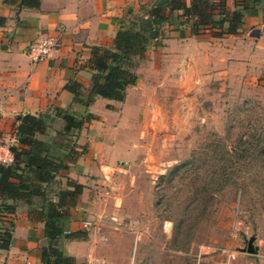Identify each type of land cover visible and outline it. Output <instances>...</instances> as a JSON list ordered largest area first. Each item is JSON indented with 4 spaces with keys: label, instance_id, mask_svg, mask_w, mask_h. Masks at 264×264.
Returning <instances> with one entry per match:
<instances>
[{
    "label": "crops",
    "instance_id": "crops-1",
    "mask_svg": "<svg viewBox=\"0 0 264 264\" xmlns=\"http://www.w3.org/2000/svg\"><path fill=\"white\" fill-rule=\"evenodd\" d=\"M39 1L37 7H20V0H0V143L17 134L26 114L44 117L33 145L16 147L58 167L56 172L50 165L28 170V156H19L16 173L28 191L17 200L0 194V203L15 204L3 219L11 238L7 248L0 247V264H44L45 215L68 180L83 188L56 223L62 230L60 252L75 264H130L133 244L143 233L137 231L143 224L136 211L138 164L117 162L139 151L143 125L138 122L148 117L143 106L156 101L157 92L183 87L185 78L200 80L231 66L264 73V0H224L227 11L243 14L234 35H217L220 29L212 23L194 32V19L184 15L192 0H182L183 8L166 10L168 20L144 33L146 48L133 57L131 69L138 80L126 88L124 100L97 96L88 104L100 80L90 64L92 49L111 47L116 32L129 28L139 13L147 16L157 0ZM213 2L212 19L222 20L219 0ZM45 36L58 37L61 47L34 63L27 48ZM64 113L82 118V125L66 132ZM19 177L11 180L19 184Z\"/></svg>",
    "mask_w": 264,
    "mask_h": 264
},
{
    "label": "rangeland",
    "instance_id": "rangeland-1",
    "mask_svg": "<svg viewBox=\"0 0 264 264\" xmlns=\"http://www.w3.org/2000/svg\"><path fill=\"white\" fill-rule=\"evenodd\" d=\"M223 70L157 92L117 162L138 164L133 264H264V73Z\"/></svg>",
    "mask_w": 264,
    "mask_h": 264
},
{
    "label": "trees",
    "instance_id": "trees-1",
    "mask_svg": "<svg viewBox=\"0 0 264 264\" xmlns=\"http://www.w3.org/2000/svg\"><path fill=\"white\" fill-rule=\"evenodd\" d=\"M39 0H20V7L28 5L31 7L39 6ZM216 4L213 0H192L189 7H185L184 15L186 20L194 19L193 31L198 32L208 23L217 26L220 30L217 35L231 34L238 32L242 25L243 14L239 10L229 12L225 9L224 0H219L217 7L224 14V18L219 21L212 19V10ZM184 7L182 0H157L146 16L139 13L130 20L129 28L119 29L113 39L112 46L94 47L90 59L91 66L99 75V82L94 84L87 96V104L92 102L95 97H102L117 101H123L126 94V88L137 83L138 77L132 72L135 65L133 57L141 55L145 50L148 37L144 33H150L157 28L163 21L168 20L165 16L168 12L175 11ZM227 24L224 27V24ZM157 34V32H156ZM108 108L112 106L108 105ZM63 119L66 122V132L79 128L83 120L77 118L74 114L64 113ZM88 117H90L88 115ZM46 123L44 117H36L31 114L23 116L17 126L18 143L25 146L33 145L35 134L41 131ZM14 162L9 166L0 167V194L4 199H23L28 191V185L24 184L16 173L17 161L19 156L29 155L28 150L22 148L17 150L13 148ZM54 162H45L43 159L34 156L26 158L25 167L30 170L35 166L38 170L46 165H50L54 172L57 171V165ZM19 177L21 182L16 184L11 179ZM49 176V174H48ZM83 186L75 181L68 180L67 188L59 192V198L56 203H50L49 211L45 215V238L46 244L41 250V259L44 264H75L72 257L64 256L57 247V240L62 233L57 222L67 213V201H72L81 193ZM15 211V204L8 203L6 200L0 203V247L7 248L11 238V233L4 228L3 219Z\"/></svg>",
    "mask_w": 264,
    "mask_h": 264
},
{
    "label": "built area",
    "instance_id": "built-area-1",
    "mask_svg": "<svg viewBox=\"0 0 264 264\" xmlns=\"http://www.w3.org/2000/svg\"><path fill=\"white\" fill-rule=\"evenodd\" d=\"M61 47V41L58 37L55 36H45L42 37L31 44H29L27 48V53L29 58L34 63H39L46 60L52 51ZM18 144V135L15 133L13 136L4 139L0 143V167L1 166H9L14 162V153L13 148ZM90 222H85L84 226H89ZM10 232V231H9ZM230 262V258H234L233 254L228 253ZM195 264H210L207 261H204L201 256L198 254L195 259ZM131 264L132 260H131ZM144 264V263H140Z\"/></svg>",
    "mask_w": 264,
    "mask_h": 264
},
{
    "label": "water",
    "instance_id": "water-1",
    "mask_svg": "<svg viewBox=\"0 0 264 264\" xmlns=\"http://www.w3.org/2000/svg\"><path fill=\"white\" fill-rule=\"evenodd\" d=\"M248 250H249V251H252L250 247L248 248Z\"/></svg>",
    "mask_w": 264,
    "mask_h": 264
}]
</instances>
